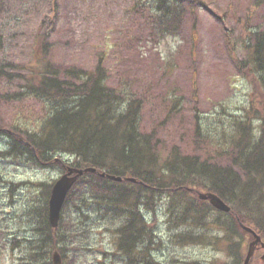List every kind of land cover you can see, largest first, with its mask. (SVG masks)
Segmentation results:
<instances>
[{"label":"rangeland","instance_id":"obj_1","mask_svg":"<svg viewBox=\"0 0 264 264\" xmlns=\"http://www.w3.org/2000/svg\"><path fill=\"white\" fill-rule=\"evenodd\" d=\"M199 1L202 6L186 11L180 24L157 29L156 0H0V264H36L24 248L34 239L30 215L42 198L40 185L62 174L60 163L2 154L12 141L7 129L15 121L32 123L44 111L38 99L23 94L25 80L15 74L49 63L85 71L99 65L109 87L128 90L130 99L140 101V130L153 132L164 153L177 148L225 161L202 133L218 134L231 116L260 106L261 88L250 72L243 75L236 66L243 49H250L251 34L264 30V0ZM41 38L47 49L38 48ZM197 125L201 137L195 135ZM72 161L62 158L66 165ZM170 196L156 194L152 213L142 208L152 228L151 245L157 247L155 262L231 263L223 245L177 242L184 229L168 224L177 208ZM83 213L67 210L82 225V264H123L113 246L120 220H109L94 208ZM244 237L245 251L249 240ZM263 255L256 249L251 264H264Z\"/></svg>","mask_w":264,"mask_h":264},{"label":"trees","instance_id":"obj_2","mask_svg":"<svg viewBox=\"0 0 264 264\" xmlns=\"http://www.w3.org/2000/svg\"><path fill=\"white\" fill-rule=\"evenodd\" d=\"M156 2L157 29L177 26L186 11L192 13L202 6L199 0ZM251 36L250 49H243L245 56L236 61V68L243 75L250 72L264 95V30ZM38 48L47 49V42L41 38ZM0 75L4 73L0 71ZM14 76L25 80L23 94L38 99L44 111L32 123L15 121L7 129L12 141L3 156L51 165L57 163L56 157L67 156L73 160L71 167L96 169L80 177L69 192L56 229L48 222L51 184L40 185L43 195L30 215V225L35 224L33 244L26 238L29 241L24 246L36 264H53L54 252L62 264L67 260L69 264H82V225L68 217L67 210L75 209L83 215L89 208L99 210L109 220H120L113 246L114 255L118 254L123 264H157L153 257L157 247L151 245L152 228L142 208L152 213L154 196L164 192L171 195V206L177 200V208L168 219V224L184 229L178 232L177 242L210 241L215 248L223 245L232 262L217 264L243 263L244 236L247 240L251 236L239 223L252 228L264 241V97L260 106H249L231 116L228 127L218 134L202 133V128L196 126L195 135L208 136L217 151L215 156L225 159L218 163L177 148L164 153L153 132L140 130V101L130 99L128 90L109 87L105 70L99 65L85 71L49 63L36 72ZM99 173L131 177L136 182H115ZM195 190L218 195L230 212L216 211L208 202L199 200ZM211 215L215 218L211 219Z\"/></svg>","mask_w":264,"mask_h":264},{"label":"water","instance_id":"obj_3","mask_svg":"<svg viewBox=\"0 0 264 264\" xmlns=\"http://www.w3.org/2000/svg\"><path fill=\"white\" fill-rule=\"evenodd\" d=\"M96 169L94 168H84L78 169L73 167H66V172L61 175L52 185L50 189V195L48 200V222L51 228L55 229L58 227L61 210L64 205L67 194L77 182V180L83 176L84 173H95ZM100 177H107L110 180L116 182H121V177H115L111 175H106L105 173H100ZM125 181L135 182L133 178H125ZM198 198L203 201H209L210 205L218 211L223 213L230 212L229 206H227L217 195L213 193H198ZM241 228L251 234L253 240L249 243L247 253L244 259L243 264H248L250 258L253 255V251L256 245H260L264 250V243L262 242L260 236L254 232L251 228L241 225ZM53 264H61V259L57 253L53 254L52 257Z\"/></svg>","mask_w":264,"mask_h":264}]
</instances>
